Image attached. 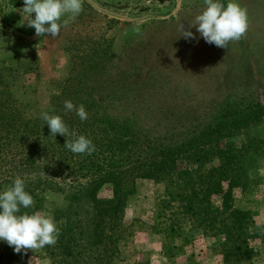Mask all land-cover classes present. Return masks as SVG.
I'll return each mask as SVG.
<instances>
[{
  "label": "trees",
  "instance_id": "16d2710c",
  "mask_svg": "<svg viewBox=\"0 0 264 264\" xmlns=\"http://www.w3.org/2000/svg\"><path fill=\"white\" fill-rule=\"evenodd\" d=\"M132 55L135 63L128 65L126 53L125 64L119 61L116 70L89 65L77 71V82L65 80L49 108L33 118L21 117L0 87V193L17 176L25 181L34 204L20 214L42 213L47 201L60 198L49 211L60 229L57 243L36 249L50 264H106L129 231L124 215L137 180L163 186L154 233L177 235L185 219L202 236L222 238L212 250L223 264H252L250 243L262 228L232 205V191L243 186L247 146L213 148L208 140L252 106L259 108V102L216 105L210 100L195 107L173 95L182 90L173 78L180 74L164 66L163 52ZM91 58L109 63L113 54L96 51ZM110 96L113 116L106 113ZM66 100L83 104L87 120L67 111ZM44 112L61 116L70 131L92 140L95 151L76 154L65 148L75 137H51ZM101 191L107 194L100 196ZM2 247L4 241L0 255L8 261L20 255L10 247L1 253Z\"/></svg>",
  "mask_w": 264,
  "mask_h": 264
},
{
  "label": "rangeland",
  "instance_id": "374dc122",
  "mask_svg": "<svg viewBox=\"0 0 264 264\" xmlns=\"http://www.w3.org/2000/svg\"><path fill=\"white\" fill-rule=\"evenodd\" d=\"M90 1L116 15L152 18L134 22L115 18L84 0L78 16H62L68 24L53 39L50 34L38 37L28 26L29 16L22 11L24 0H0V87L15 101L21 117L33 118L49 108L65 80L77 82V71L82 68L99 65L116 70L119 61L125 64L122 56L126 53L133 59L128 60L130 65L136 60L135 55L130 56L134 52H163L164 66L180 74L173 76L182 85V90L173 94L177 99L195 107L210 100L216 105H233L241 99L246 105L259 102V108L252 106L237 122L216 130L208 141L213 148L229 143L247 146L241 167L243 186L232 191V205L248 212L262 228L250 244L255 251L252 264H264V0H236L247 9L248 28L226 49L206 43L197 31L195 18L206 8L204 0ZM228 2L221 0L225 7ZM30 18L34 19L35 13ZM181 25L195 38H184ZM96 51L113 54V59L97 62L91 58ZM109 102L106 113L113 116L115 98L110 96ZM162 193L163 186L158 183L135 182L124 215L129 231L116 250L111 249L106 264H223L212 250L222 238L202 236L185 219L178 236L153 232L156 201ZM59 203L60 198L47 201L42 214L49 215ZM7 247L4 242L1 253ZM16 256L8 261L0 255V264H50L36 249L22 250Z\"/></svg>",
  "mask_w": 264,
  "mask_h": 264
},
{
  "label": "clouds",
  "instance_id": "9594fccd",
  "mask_svg": "<svg viewBox=\"0 0 264 264\" xmlns=\"http://www.w3.org/2000/svg\"><path fill=\"white\" fill-rule=\"evenodd\" d=\"M84 0H24L23 13L29 16L28 26L35 29L38 37L50 34L53 39L60 35L62 27L68 20L62 16L70 13L78 16L83 10ZM205 10L196 16L195 26L206 43L220 48H227L230 41L240 40L248 28L247 9L236 0H229L227 6L221 0H204ZM35 18L31 19V14ZM182 36L186 39L195 38L191 31H185L181 25ZM64 107L67 111H75L82 120H87L88 113L83 104L78 107L66 100ZM42 119L50 129L51 137L57 134L75 137L67 140L64 147L76 154L91 155L95 151L92 140L84 135L70 131L59 115L42 113ZM67 175V174H66ZM34 204L33 197L25 190V181L17 176L11 186L0 193V241L13 247L16 253L22 250L44 248L55 245L60 235V229L52 216L35 212L21 213V208L28 209Z\"/></svg>",
  "mask_w": 264,
  "mask_h": 264
},
{
  "label": "water",
  "instance_id": "95a60500",
  "mask_svg": "<svg viewBox=\"0 0 264 264\" xmlns=\"http://www.w3.org/2000/svg\"><path fill=\"white\" fill-rule=\"evenodd\" d=\"M92 7H94L96 10L102 12V13H105L107 15H111L115 18H120V19H123V20H128V21H142L146 18H152V16H144V17H140V18H128L126 16H120V15H116V14H113L109 11H106L104 9H101L100 7H98L95 3L91 2L90 0H86Z\"/></svg>",
  "mask_w": 264,
  "mask_h": 264
}]
</instances>
